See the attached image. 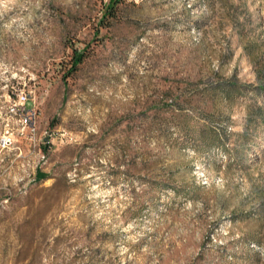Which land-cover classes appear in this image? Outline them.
<instances>
[{"label": "rangeland", "instance_id": "rangeland-1", "mask_svg": "<svg viewBox=\"0 0 264 264\" xmlns=\"http://www.w3.org/2000/svg\"><path fill=\"white\" fill-rule=\"evenodd\" d=\"M113 3L0 0V264H264V0Z\"/></svg>", "mask_w": 264, "mask_h": 264}, {"label": "trees", "instance_id": "trees-1", "mask_svg": "<svg viewBox=\"0 0 264 264\" xmlns=\"http://www.w3.org/2000/svg\"><path fill=\"white\" fill-rule=\"evenodd\" d=\"M117 1L118 0H113L114 3L107 7V13L105 14L111 15V17H114L116 15L114 12V7ZM83 56H84V53H81L79 56H77V58L74 60L73 69H75L77 65L82 61Z\"/></svg>", "mask_w": 264, "mask_h": 264}, {"label": "built area", "instance_id": "built-area-1", "mask_svg": "<svg viewBox=\"0 0 264 264\" xmlns=\"http://www.w3.org/2000/svg\"><path fill=\"white\" fill-rule=\"evenodd\" d=\"M25 118H26V121H29L31 119V115H28Z\"/></svg>", "mask_w": 264, "mask_h": 264}]
</instances>
